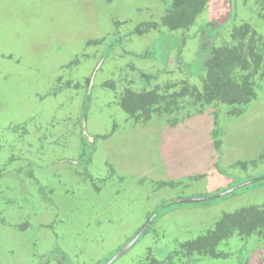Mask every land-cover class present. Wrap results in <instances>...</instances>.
Segmentation results:
<instances>
[{"label":"flooded vegetation","instance_id":"obj_1","mask_svg":"<svg viewBox=\"0 0 264 264\" xmlns=\"http://www.w3.org/2000/svg\"><path fill=\"white\" fill-rule=\"evenodd\" d=\"M128 1L105 0L106 10L113 23V26H108L109 31L100 38L89 39L81 49L79 42L73 50L67 49L71 58L58 69V72L62 71L58 77H45L42 80L39 78L45 85L42 99H57L63 93L68 94L66 101L58 103L55 107V114H51L52 111L44 112V106L43 110L41 107L21 125L11 120L10 117L14 116L3 114L8 102L0 94V133L3 134L0 137V158H7V162L3 161L0 165V225L22 231L28 228L34 230V243L40 242L44 237L37 235L41 230H51L56 234L57 222L61 216L60 200L64 197L77 199L83 196L82 188H86V198L83 201L85 208L96 215L103 214L98 221L100 229L105 222L108 226H113L116 222L114 216H117L119 221L122 220L123 215L110 213L112 210L117 211L119 203L124 201L130 185L128 180L130 177L136 178L134 171L126 172L119 165L113 163L114 166L110 162H107L106 171L101 168L97 169L98 171L93 169L94 156L99 151L98 140L101 143L102 140L112 137L121 129V121H129L137 127L154 121H165L174 128L177 124H188L195 115L208 110L214 114L213 122L218 124L220 113L230 111L234 115H240L264 92V0H224L222 11L209 20H204L203 16L214 0H206L200 9L196 7L187 14L179 13L178 0H158L164 6L160 12L154 0H140L137 5ZM51 19L55 20L54 17ZM134 20L137 25H133L132 32L127 34L129 25ZM189 46H196L199 59L189 56ZM59 50L62 51L63 48L60 47ZM10 56L0 51L1 61ZM146 60L151 63L139 64V61ZM202 61L203 64H198ZM122 63L126 66L121 67V82L116 76H111L119 71V65ZM147 64L158 65L157 71L149 73L148 69H144ZM212 66L221 69L224 81L229 85L227 90H217L218 80L212 86L213 90L208 89ZM1 69L0 64V73ZM135 72L139 77L137 80L130 78ZM9 77L10 74L6 73L5 78ZM101 79L103 81L100 83ZM98 87L101 91L105 89V95L103 99L100 97V100L97 97V92L100 91ZM114 94L118 101L114 100ZM108 96L109 98L105 99ZM99 103L103 105H97ZM76 107L78 123L81 125V141L79 140L75 147V154H66L58 161L59 165H67L71 167L70 170L75 171L74 176L79 187L70 189L62 183L64 175L61 172H52L50 178L47 177L44 173L49 170L50 165L35 161L27 153L37 152L36 154L43 158L49 148L56 144L66 145L69 149L67 132H59L56 129L63 127L67 122H74ZM93 107L94 112L96 107L102 112L106 108L107 114L115 118V126L106 134H94L89 131L88 119ZM63 109H67L66 118L63 115L59 117ZM116 112L124 113L125 116L118 117ZM216 130L214 128V131ZM38 132H41L38 138L41 147L36 148L39 144L33 139ZM215 134L220 135V132L217 130ZM215 147L219 151L220 138L216 140ZM216 159L215 165L220 166L219 159ZM20 162L23 164H18ZM263 164L264 156L260 157L259 161L241 162L234 166L255 165L257 169H262L260 167L264 166ZM8 170L15 173L14 181L11 179L12 183L5 186L3 179L7 180L5 173ZM38 170H43L41 179L37 176ZM56 174L58 180L53 177ZM140 177L136 180L144 185L155 180L144 176L143 173ZM152 182L158 186L156 181ZM174 184V187L178 186V182ZM19 185H22L23 190L19 189ZM252 185H264V175L242 180L236 187L226 190L234 189L233 193L225 196L236 194L238 190ZM60 187L66 190L60 192ZM93 196L100 200L105 198L106 206L109 205L110 208L103 210L105 207L96 208L91 205L88 208L87 202ZM151 196L149 195L147 200ZM182 199L187 197L175 201ZM44 201L48 205L45 206ZM182 204L201 205H177ZM174 206L176 205H172L170 201L167 204L159 203L157 208L151 209L134 235L119 244L117 249L98 264H117L124 256L127 261L122 264H204L206 259L220 261L221 264H251L256 252L264 263V254L259 253L264 250V202L248 203L238 210L230 211L231 213L224 211L215 224L207 223L202 229L193 227L182 230L171 229L167 227L169 224L166 221H162L163 216L170 214L171 207ZM34 209H37L35 212L40 211V215H30L34 214ZM8 212L16 219L23 215L24 222L20 223L23 225L9 222L6 219ZM78 214L77 217H83L79 211ZM49 216L51 219L48 223L41 221L38 225L32 224L33 220H36L34 217L43 219ZM62 216L61 222L65 224L70 215ZM144 237V246L135 257L136 246ZM98 238L92 236L94 240ZM257 244L259 247L256 250ZM34 246L36 244L32 247ZM60 248L56 246L44 255L36 251L34 264H74Z\"/></svg>","mask_w":264,"mask_h":264},{"label":"rangeland","instance_id":"obj_2","mask_svg":"<svg viewBox=\"0 0 264 264\" xmlns=\"http://www.w3.org/2000/svg\"><path fill=\"white\" fill-rule=\"evenodd\" d=\"M139 1L129 0L128 2L137 5ZM154 1L159 12L162 11L163 4L158 0ZM223 7L224 0H214L203 19L209 20L215 17ZM53 17L55 20L51 19ZM110 17L106 10L105 0H0V51L11 55L0 60L2 68L0 94L8 102L3 114L8 113L10 116H14L10 117L11 120L21 125L36 114L41 107L43 110L44 106V112L52 111L51 114H55V107L58 103L65 102L68 94L63 93L57 99L53 97L42 99L45 85L40 82L39 78L42 80L45 77H50V79L58 77V74L62 72H58V69L71 58L67 49L73 50L72 48L78 42L81 49L89 39L94 40L102 37L105 32L109 31L108 26H113ZM156 18L158 19L159 16ZM133 25H137L135 20L129 25L127 34L132 32ZM60 47L63 48L62 51L59 50ZM197 51L196 46L188 48L189 56L196 57V60L199 59ZM144 62L151 63L146 60L139 61V64H145ZM199 63L203 64V61ZM156 64H147V68L144 69H148L149 73L157 71L158 65ZM123 66L126 64H120L119 71L111 77L116 76L120 80L123 77L121 71ZM142 67L145 66L142 65ZM86 72L88 73V71ZM6 73L10 74L9 79L5 78ZM130 78L137 80L139 77L135 72ZM102 81L103 79L100 80V83ZM48 88L51 87L48 86ZM100 89L98 87V90ZM104 91L105 89L97 92L98 100L103 99ZM115 97L114 94V100L118 101ZM108 98L109 96L105 99ZM97 105L102 106L103 103ZM93 106L96 105L93 104ZM105 109L102 112L100 108L96 107V112H94L93 107L90 111L88 128L91 133L106 134L115 126V118L108 115ZM66 113L67 109H63L59 117L63 115L66 118ZM116 114L118 117L125 116L124 113L116 112ZM73 116L75 117L73 118L74 122L66 121L67 123L63 127L56 129L59 132H67L69 139L66 141L70 143L69 149L66 148V145L56 144L49 148L43 158L36 154L37 152H28L27 154L39 163L50 165L49 170L44 173L47 174V177L50 178L52 172H61L64 175L62 183L66 184V188L77 189L79 185L74 176L76 175L75 171L70 170L71 167L67 165L58 164V161L62 160L66 154H75V147L80 140L81 125L77 119V107ZM121 119L123 120V118ZM213 119L214 114L205 110L203 113L195 115L188 124H177L174 128L165 121H154L138 127L130 124L129 121H121L120 123L123 124L121 129L112 137L102 140L101 143L98 140L99 151L94 156V171H98L97 169L100 170V168L106 171L107 162H110L112 165H119L126 172L132 173L133 170L136 178H141L143 173L144 176L155 179L144 185L143 182L130 177L128 180L130 185H128L124 201L119 203L117 211L112 210L110 213V215H123L122 220L119 221L120 219L114 216L116 222L113 226H108V223L105 222L100 229L98 221L103 214L96 215L85 208L83 201L86 198L84 197L86 188H82L83 196L81 195L77 199L64 197L60 200L61 216L57 222V232L55 234L51 230H41L37 234L38 237L44 236L40 242L32 241L34 230L28 228V230L22 231L4 224L0 225V264H34L33 259L36 251L44 255L55 249L56 246H60V249L74 261V264L101 263L118 248L119 244L134 235L137 228L146 219L148 212L159 203L167 204L170 201L173 203L175 199L191 196H216L236 187L242 180L263 176L264 166L260 167L262 169H257L254 167L255 165L247 167H235L234 165L241 162L259 161L260 157L264 156V92L242 114L234 115L230 111L222 112L218 124H215ZM214 128L220 132V135L215 134L217 130L214 131ZM40 133L38 132L33 139L37 145ZM2 136L3 134L0 133V137ZM219 138L220 149L218 151L215 143ZM32 144L35 145V143ZM39 147H41L40 144L36 148ZM1 158L0 165L3 161L7 162V158ZM216 158L219 159L220 166L215 165ZM41 171H37L39 178L42 177ZM14 174L12 170L6 171L7 180L3 179V185L12 183L10 180L14 181ZM105 174L104 172L103 175ZM53 177L56 180L59 178L57 174ZM152 181H156L158 186L156 187ZM177 182L178 186L174 187V183ZM19 189L23 190L22 185H19ZM63 190L66 189L59 188L60 192ZM149 195L152 196L147 200ZM263 202L264 185L261 187L252 185L238 190L236 194L210 199L198 203L201 205L197 206L174 204L176 206L171 207L170 214L163 216L162 221H166L169 224L167 227L171 229L180 228L182 230V228L193 227L202 229L207 226V223L216 222V219L224 211L231 213L248 203L263 204ZM43 203L45 206L48 205L46 201ZM89 205L96 208L105 207L103 210L110 208L109 205L106 206L105 198L100 200L96 196L87 202L88 208ZM35 210L37 209H34V214L30 215H40V211L35 212ZM78 211L83 217H77ZM6 214L7 217H5L9 222L18 226L23 225L20 224L24 222L23 215L20 219H16L14 215H10V212ZM62 215H70L65 224L61 222ZM34 218L36 220H33L32 224L38 225L41 221L48 223L51 216L43 219ZM99 229L100 231L96 232ZM92 236L99 238L94 240ZM144 240L145 237L136 246L135 257L140 254L145 243ZM31 243L32 246L34 244L36 246L32 247ZM258 247L257 244L256 250ZM259 253L264 254V250ZM253 256L251 264H264L257 252ZM124 257L121 258L122 260L119 259L117 264L126 262L127 257ZM204 262V264H221L220 261L207 259Z\"/></svg>","mask_w":264,"mask_h":264},{"label":"trees","instance_id":"obj_3","mask_svg":"<svg viewBox=\"0 0 264 264\" xmlns=\"http://www.w3.org/2000/svg\"><path fill=\"white\" fill-rule=\"evenodd\" d=\"M206 0H178L177 1V8L179 10V13L184 12V13H188V12H192L196 7L198 9H200L204 2ZM178 14V13H176ZM180 15V14H178ZM219 55H221L219 53ZM212 71L210 72V83H209V88L208 89H212L213 90V85H215L217 83L218 80V87L217 90L223 89V90H227V88L229 87V85H227V83L224 81L223 78V73L221 71V69H219L218 67L212 66ZM217 78V79H216ZM215 83V84H214Z\"/></svg>","mask_w":264,"mask_h":264},{"label":"water","instance_id":"obj_4","mask_svg":"<svg viewBox=\"0 0 264 264\" xmlns=\"http://www.w3.org/2000/svg\"><path fill=\"white\" fill-rule=\"evenodd\" d=\"M234 189L230 190V191H226L222 194L216 195V196H205V197H196V198H187V199H182V200H178L175 201L173 204H179V203H200V202H204L210 199H214V198H219V197H223L227 194H231L233 193Z\"/></svg>","mask_w":264,"mask_h":264}]
</instances>
